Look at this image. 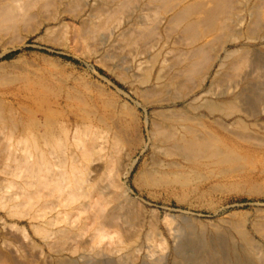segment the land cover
I'll list each match as a JSON object with an SVG mask.
<instances>
[{"label":"rangeland","instance_id":"obj_1","mask_svg":"<svg viewBox=\"0 0 264 264\" xmlns=\"http://www.w3.org/2000/svg\"><path fill=\"white\" fill-rule=\"evenodd\" d=\"M126 187L144 212L105 225ZM245 240L264 255V0H0V264H234Z\"/></svg>","mask_w":264,"mask_h":264},{"label":"bare ground","instance_id":"obj_2","mask_svg":"<svg viewBox=\"0 0 264 264\" xmlns=\"http://www.w3.org/2000/svg\"><path fill=\"white\" fill-rule=\"evenodd\" d=\"M105 37V36H104ZM228 55V54H227ZM226 56V55H225ZM228 59V58H227ZM256 73V72H255ZM204 79V78H203ZM258 82V81H257ZM254 90V89H253ZM240 93V92H239ZM242 94V93H241ZM245 94V93H244ZM236 95V94H235ZM233 96V95H232ZM261 96V95H260ZM239 97V96H238ZM262 97V96H261ZM256 98H259V96H257ZM230 99V98H229ZM228 99V100H229ZM232 99V98H231ZM236 99V98H235ZM239 99H241V97L239 98ZM243 99V98H242ZM233 100V99H232ZM237 100V99H236ZM207 100L205 99V102H206ZM244 101V100H243ZM261 101H262V99H261ZM204 102V101H203ZM242 102V101H241ZM235 102L233 101V102H227V103H213L212 101L211 102H207V103H205V109L208 111V112H210V113H220V114H222L223 116H226V117H228V116H230V114H234V113H236V111L238 110H240V111H245V110H247V111H249L248 109H250V108H248V109H246V108H240V106H241V104H240V106H237V105H235L234 104ZM244 103H246V102H244ZM262 103V102H261ZM260 103V104H261ZM237 104V103H236ZM256 105V104H255ZM249 106V105H248ZM246 107V106H245ZM254 108L256 109V107L254 106ZM255 111V110H254ZM253 111V112H254ZM239 121V120H238ZM237 123V122H236ZM241 123V122H240ZM46 133V132H45ZM42 137H44L45 138V140L46 141H48V142H55V141H57V139L55 140L54 139V137H53V135L52 134H50L49 132H47L45 135H42ZM59 139V138H58ZM181 146V145H180ZM184 146V145H183ZM171 149L172 150H174V151H180L181 153L183 152V153H185V151L183 150V148H181V147H179V145L178 144H175V143H173L171 146ZM187 151H190V152H192V153H196V155H199V157L201 156V154L203 153V150H202V148H199V147H195V148H193V149H190V148H188L187 149ZM205 151V150H204ZM43 152H45V151H43ZM46 153H49V152H46ZM45 153V155H47ZM194 153V154H195ZM44 155V153L42 154V162H43V165H45V166H48V164L50 163L49 162V160H48V158H47V156H43ZM188 155V154H187ZM190 155V154H189ZM183 156V155H182ZM191 156V155H190ZM193 156V155H192ZM133 163V162H132ZM130 169V168H129ZM128 170V169H127ZM148 172V171H147ZM149 173V172H148ZM123 175L124 176H127L128 174H127V172L126 173H124L123 172ZM123 177V176H122ZM126 178V177H125ZM128 178V177H127ZM75 182L74 181H72L71 182V185L72 184H74ZM74 188V187H73ZM74 189H76V188H74ZM131 194H132V191L128 188V187H126V188H124L123 189V191H122V193L118 196V197H115L113 200H112V204H111V208H110V210H109V212H108V214H107V216L105 217V219H103L102 221H104L103 223H105V225H111V222L113 221V219L115 218L114 217V215L115 214H119L120 216H122V218L125 220V221H127V223H130V222H134V221H137V220H139V218H140V216L142 215V213L144 212V208H143V206H142V204H141V202H140V200L138 199V198H136V197H132L131 196ZM142 218V217H141ZM182 221V220H181ZM179 223V222H178ZM184 223H186V221L184 222ZM191 223V222H190ZM175 225H177L176 223H175ZM182 225V224H181ZM189 226H190V224H188ZM187 225V226H188ZM188 226V227H189ZM180 227V226H179ZM185 227V226H184ZM183 227V228H184ZM226 229V228H225ZM175 230V229H174ZM183 230V229H182ZM185 230V229H184ZM183 232V231H182ZM190 232V231H189ZM188 232V233H189ZM194 232V231H193ZM192 233V232H191ZM193 234V233H192ZM198 235V234H197ZM201 236H203V235H201ZM176 237V236H175ZM182 237V236H181ZM195 237V236H194ZM198 237H199V235H198ZM243 237V236H242ZM180 238V237H179ZM183 238H186V237H183ZM196 238V237H195ZM218 238V237H217ZM174 239V238H173ZM182 239V238H181ZM204 239V238H203ZM230 239V238H229ZM233 239V238H232ZM60 240V239H59ZM183 240V239H182ZM181 240V241H182ZM199 240V239H198ZM213 241V240H212ZM217 241V240H216ZM231 241V240H230ZM243 240H241V242H242ZM183 242V241H182ZM197 242V241H196ZM201 242V241H200ZM206 242V241H205ZM209 242H210V240H209ZM220 242V241H219ZM233 242V241H232ZM128 243V242H127ZM177 243V242H176ZM199 243V242H198ZM210 243H212V242H210ZM247 243V244H246ZM184 244V243H183ZM200 244V243H199ZM215 244V243H214ZM213 244V245H214ZM234 244V243H233ZM245 244H246V251H247V253L246 254H244V255H246L243 259L242 258H235V260H233L232 262H234V264H237V263H239V262H241V263H243L244 262V264L246 263V264H264V255L262 256L260 253H262V252H260L259 250H258V247L257 246H255V244L254 245H252L251 243H249L247 240H245ZM124 245V244H123ZM140 245V244H139ZM173 245V244H172ZM192 245V244H191ZM218 245V244H217ZM120 246H122L121 244H120ZM196 246V245H195ZM201 246V245H200ZM204 246V245H203ZM202 246V247H203ZM206 246V245H205ZM208 246V245H207ZM227 246V245H226ZM228 246H230L229 244H228ZM258 246H259V244H258ZM179 247V246H178ZM191 247V246H190ZM214 247V246H213ZM236 247V246H235ZM120 248H122V247H120ZM175 248V247H174ZM201 248V247H200ZM205 248V247H204ZM207 248V247H206ZM221 248V247H220ZM240 248V247H239ZM260 248V247H259ZM123 249H125V248H123ZM243 249V248H242ZM261 249V248H260ZM117 250V249H116ZM207 250V249H206ZM216 250V249H215ZM235 250V248L232 250V251H234ZM239 250V249H238ZM120 251V250H119ZM133 251V250H132ZM149 251V250H148ZM187 251V250H186ZM184 249H182V247L180 248H176L175 250H174V254H175V256H176V258H180L181 256H185V253H187ZM218 251V250H217ZM227 251V250H226ZM242 251V250H241ZM245 251V250H244ZM131 252V251H130ZM171 252V251H170ZM206 252V251H205ZM210 252V251H209ZM219 252V251H218ZM231 252V251H230ZM239 252V251H238ZM129 253V252H128ZM149 253V252H148ZM220 253L221 252H219V254L218 255H220ZM235 253H236V251H235ZM234 253V254H235ZM263 253H264V251H263ZM134 254V253H133ZM204 254V253H203ZM226 254V253H225ZM149 255V254H148ZM189 255V254H188ZM199 255V254H198ZM207 255V254H206ZM211 255H213V253L211 254ZM210 255V256H211ZM238 255H240V254H238ZM97 256V255H96ZM169 256V255H168ZM167 256V257H168ZM191 256V255H190ZM193 256V255H192ZM205 256V255H204ZM228 256H230V255H228ZM228 256H226V257H228ZM242 256H243V254H242ZM155 257V256H154ZM202 258V257H201ZM209 258V257H208ZM207 258V259H208ZM211 258H213L212 256H211ZM216 258V257H215ZM218 258V257H217ZM216 258V259H217ZM229 258V257H228ZM231 258V257H230ZM112 259V258H111ZM116 259V258H115ZM168 258H166V256L165 255H163L162 254V256L161 255H159V257L157 258V257H155V258H152V257H148V256H145V257H143L142 258V260H143V264H145V263H158V264H167L168 263V260H167ZM172 259V258H171ZM188 259V258H187ZM194 259V258H193ZM205 259V258H204ZM232 259V258H231ZM98 260V259H97ZM174 260V259H173ZM199 260V259H198ZM206 260V259H205ZM209 260H213V259H209ZM215 260V259H214ZM227 260V259H226ZM226 260L224 259V257H219V260H215L212 264H225V262H226ZM230 260V259H229ZM228 260V261H229ZM61 261V260H60ZM131 261V260H130ZM170 261V260H169ZM196 261V260H195ZM85 262H88V261H85ZM139 262V261H138ZM188 263H189V261H188ZM193 263H195V262H192V264ZM202 262H200V261H196V264H201ZM209 263H210V261H209ZM117 264V263H116ZM171 264H175V261H171Z\"/></svg>","mask_w":264,"mask_h":264}]
</instances>
